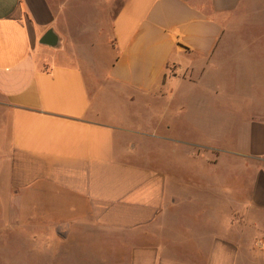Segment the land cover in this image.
<instances>
[{"label":"crops","instance_id":"obj_1","mask_svg":"<svg viewBox=\"0 0 264 264\" xmlns=\"http://www.w3.org/2000/svg\"><path fill=\"white\" fill-rule=\"evenodd\" d=\"M257 2L0 0L10 207L27 242L43 244L41 224L65 230L50 264H264V117L236 147L247 158L235 191L192 172L216 157L141 134L201 144L162 107L240 52ZM47 31L56 46L41 43ZM173 145L187 173L168 163Z\"/></svg>","mask_w":264,"mask_h":264},{"label":"rangeland","instance_id":"obj_2","mask_svg":"<svg viewBox=\"0 0 264 264\" xmlns=\"http://www.w3.org/2000/svg\"><path fill=\"white\" fill-rule=\"evenodd\" d=\"M233 46H238L240 52L213 68L210 78L191 85L183 84L164 104L167 107H162V110L167 109L164 113H168L166 118L170 127L192 132L201 144L141 131L142 135L177 144L178 148L198 149L200 157H216V165L204 167L195 163L192 172L203 173L206 168V172L216 174L218 191L240 190L244 181L242 164L247 155L236 147L244 145L251 124L264 117V0H258L255 6L244 12V32ZM89 88L91 91V86ZM130 115L136 119L141 113ZM7 122V115L0 107V264H50L49 254L65 252L64 245L51 244L50 239L64 237L65 230L60 226L50 230L41 224L38 236L43 239V244L40 245L23 240L18 233L16 219L21 215L10 207L16 197L12 196L14 190L8 184V167L2 164V151L7 148L6 134L2 129L6 128ZM174 145L167 154L168 163L187 173L189 158L182 155V149H179V155H173ZM148 152L154 153L155 148ZM26 226L31 228L32 223ZM32 231L25 229L24 237L31 239Z\"/></svg>","mask_w":264,"mask_h":264},{"label":"water","instance_id":"obj_3","mask_svg":"<svg viewBox=\"0 0 264 264\" xmlns=\"http://www.w3.org/2000/svg\"><path fill=\"white\" fill-rule=\"evenodd\" d=\"M42 44H46L49 46H56L57 39L52 31H47L41 41Z\"/></svg>","mask_w":264,"mask_h":264},{"label":"built area","instance_id":"obj_4","mask_svg":"<svg viewBox=\"0 0 264 264\" xmlns=\"http://www.w3.org/2000/svg\"><path fill=\"white\" fill-rule=\"evenodd\" d=\"M259 247H264V241L263 242H258Z\"/></svg>","mask_w":264,"mask_h":264}]
</instances>
